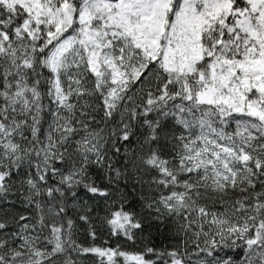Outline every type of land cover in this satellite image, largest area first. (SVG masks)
Wrapping results in <instances>:
<instances>
[{
  "label": "snow or ice",
  "instance_id": "6c2138e0",
  "mask_svg": "<svg viewBox=\"0 0 264 264\" xmlns=\"http://www.w3.org/2000/svg\"><path fill=\"white\" fill-rule=\"evenodd\" d=\"M87 255L264 264V0H0V264Z\"/></svg>",
  "mask_w": 264,
  "mask_h": 264
},
{
  "label": "trees",
  "instance_id": "16d2710c",
  "mask_svg": "<svg viewBox=\"0 0 264 264\" xmlns=\"http://www.w3.org/2000/svg\"><path fill=\"white\" fill-rule=\"evenodd\" d=\"M45 103H47V101H45ZM50 118L51 117H48V119ZM165 154H167V151L165 152ZM99 178L102 179V177H99ZM144 178L148 179L149 177L145 175ZM133 185H134V181L132 180L128 181L126 187L124 186L123 182L121 185L122 187H124V191L126 193V199L128 202L126 204V207H134L139 204L140 189L138 186H136V190L133 191ZM89 203L94 205L93 201H89ZM97 214H99V216L104 215V210L102 206L92 213L93 217H96ZM69 215L72 216V218L77 221V225L79 229V237H78L79 242L83 244L84 246H90L93 242L88 236L87 225L79 221L77 215H73L71 212L69 213ZM94 223L97 229V239L95 240L94 243L99 246L116 247L119 244L121 248L125 251L138 252V251L143 250L145 242H147L150 246H155L157 249H165V248L171 249L174 247H178L180 244L179 239L173 238L170 230L168 229L160 231L156 227H153L151 229L146 227L143 234L137 233V240L135 243H132L130 241L124 240L123 237L116 238V237L110 236L107 228L100 226L98 219H96ZM145 236L149 237L147 241L144 240ZM105 240H107L108 242L106 245L104 244ZM193 250H194V247L192 245V242L189 241L188 251L192 252ZM239 255H242V252H238L236 254L237 259L239 258ZM81 264H97V258L93 255H87L82 258Z\"/></svg>",
  "mask_w": 264,
  "mask_h": 264
}]
</instances>
